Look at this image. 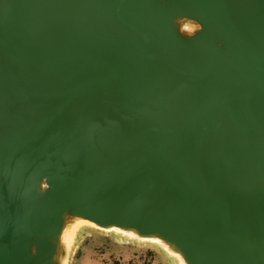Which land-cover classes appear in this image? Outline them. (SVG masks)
Wrapping results in <instances>:
<instances>
[{"label": "water", "instance_id": "obj_1", "mask_svg": "<svg viewBox=\"0 0 264 264\" xmlns=\"http://www.w3.org/2000/svg\"><path fill=\"white\" fill-rule=\"evenodd\" d=\"M94 234L264 264V0H0V264Z\"/></svg>", "mask_w": 264, "mask_h": 264}, {"label": "rangeland", "instance_id": "obj_2", "mask_svg": "<svg viewBox=\"0 0 264 264\" xmlns=\"http://www.w3.org/2000/svg\"><path fill=\"white\" fill-rule=\"evenodd\" d=\"M73 264H164L158 254L145 246L114 242L107 236L86 237Z\"/></svg>", "mask_w": 264, "mask_h": 264}]
</instances>
